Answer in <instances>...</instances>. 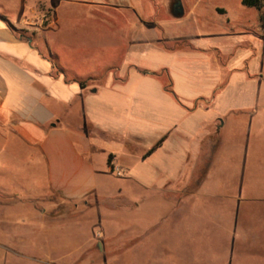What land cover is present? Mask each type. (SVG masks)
I'll list each match as a JSON object with an SVG mask.
<instances>
[{
  "label": "crops",
  "instance_id": "0c3cea01",
  "mask_svg": "<svg viewBox=\"0 0 264 264\" xmlns=\"http://www.w3.org/2000/svg\"><path fill=\"white\" fill-rule=\"evenodd\" d=\"M28 1L8 0L16 21L0 10V162L40 180L39 199L100 202L109 158L122 183L179 190L212 161L226 120L256 108V10L250 24L182 0ZM131 243L124 250L144 241Z\"/></svg>",
  "mask_w": 264,
  "mask_h": 264
},
{
  "label": "rangeland",
  "instance_id": "374dc122",
  "mask_svg": "<svg viewBox=\"0 0 264 264\" xmlns=\"http://www.w3.org/2000/svg\"><path fill=\"white\" fill-rule=\"evenodd\" d=\"M182 1L195 13L221 8L224 22L253 24L256 14L239 0ZM11 6L0 0L16 21ZM256 81L255 110L226 120L212 161L204 156L179 190H139L112 174L100 202L39 199L40 180L0 162V264H264V81Z\"/></svg>",
  "mask_w": 264,
  "mask_h": 264
},
{
  "label": "trees",
  "instance_id": "16d2710c",
  "mask_svg": "<svg viewBox=\"0 0 264 264\" xmlns=\"http://www.w3.org/2000/svg\"><path fill=\"white\" fill-rule=\"evenodd\" d=\"M241 5L246 7V8H249V9H254L258 12H261L262 9L264 8V0H239ZM264 17L263 15L260 16V20H263ZM264 27V26H263ZM79 85L84 88L85 87V84L83 82H80ZM169 83L165 86V90L166 91H170L169 89ZM161 141L159 143H157L151 150L150 152L148 153H151L152 151H154L159 145H160ZM110 158L108 159V165L110 164Z\"/></svg>",
  "mask_w": 264,
  "mask_h": 264
},
{
  "label": "built area",
  "instance_id": "2783aa9c",
  "mask_svg": "<svg viewBox=\"0 0 264 264\" xmlns=\"http://www.w3.org/2000/svg\"><path fill=\"white\" fill-rule=\"evenodd\" d=\"M108 166H109V172L113 174L115 177L119 178L123 175V171L119 167L112 165L111 162Z\"/></svg>",
  "mask_w": 264,
  "mask_h": 264
},
{
  "label": "water",
  "instance_id": "95a60500",
  "mask_svg": "<svg viewBox=\"0 0 264 264\" xmlns=\"http://www.w3.org/2000/svg\"><path fill=\"white\" fill-rule=\"evenodd\" d=\"M173 14L175 16H180L182 15V7L180 3H177L174 7H173Z\"/></svg>",
  "mask_w": 264,
  "mask_h": 264
}]
</instances>
